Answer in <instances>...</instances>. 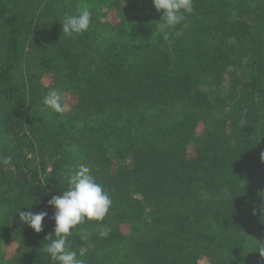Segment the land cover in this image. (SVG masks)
I'll list each match as a JSON object with an SVG mask.
<instances>
[{
  "label": "trees",
  "instance_id": "1",
  "mask_svg": "<svg viewBox=\"0 0 264 264\" xmlns=\"http://www.w3.org/2000/svg\"><path fill=\"white\" fill-rule=\"evenodd\" d=\"M193 8L165 37L152 0H0V264H54L47 201L81 164L113 201L68 237L86 264H264V0Z\"/></svg>",
  "mask_w": 264,
  "mask_h": 264
},
{
  "label": "clouds",
  "instance_id": "2",
  "mask_svg": "<svg viewBox=\"0 0 264 264\" xmlns=\"http://www.w3.org/2000/svg\"><path fill=\"white\" fill-rule=\"evenodd\" d=\"M152 3L157 11L162 12L157 30L163 32L165 37L167 36L165 29L174 28L185 19V14H191L194 11V0H152ZM91 19L92 12L85 5L76 14L64 18L62 31L70 36L81 34L89 29ZM61 100V95L52 90L43 102L55 112L62 113L65 108ZM0 162L8 164L10 160L4 158ZM112 203L109 193L96 181L88 166L81 164L77 165L75 170H70L68 188L63 190L61 195H53L47 201V204L55 209L52 217L55 221L54 231L47 238H51L53 234L56 238L51 239L45 251L54 264H86L84 259L77 258V253L72 250L68 237L72 235V230L85 219L103 221ZM18 213L22 223H26L37 233L43 231L42 222L48 216L46 211L34 213L31 210L21 211L20 209ZM110 231V228L105 227L99 234L101 237H107ZM81 239H88V234H82ZM261 255L264 256L262 253Z\"/></svg>",
  "mask_w": 264,
  "mask_h": 264
},
{
  "label": "rangeland",
  "instance_id": "3",
  "mask_svg": "<svg viewBox=\"0 0 264 264\" xmlns=\"http://www.w3.org/2000/svg\"><path fill=\"white\" fill-rule=\"evenodd\" d=\"M61 98H62L61 102L64 105V108L66 110L69 106V99L67 97H64V96H61Z\"/></svg>",
  "mask_w": 264,
  "mask_h": 264
}]
</instances>
